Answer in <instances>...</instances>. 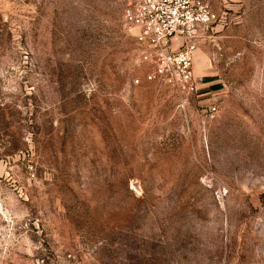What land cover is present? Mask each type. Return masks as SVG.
Wrapping results in <instances>:
<instances>
[{
	"label": "rangeland",
	"instance_id": "1",
	"mask_svg": "<svg viewBox=\"0 0 264 264\" xmlns=\"http://www.w3.org/2000/svg\"><path fill=\"white\" fill-rule=\"evenodd\" d=\"M206 1L182 94L119 0H0V264H264V0Z\"/></svg>",
	"mask_w": 264,
	"mask_h": 264
},
{
	"label": "built area",
	"instance_id": "2",
	"mask_svg": "<svg viewBox=\"0 0 264 264\" xmlns=\"http://www.w3.org/2000/svg\"><path fill=\"white\" fill-rule=\"evenodd\" d=\"M123 26L135 37L147 81L182 94L195 91L193 61L201 34L215 21L206 0H119ZM135 84L139 79L133 80ZM213 116L216 106L209 107Z\"/></svg>",
	"mask_w": 264,
	"mask_h": 264
}]
</instances>
